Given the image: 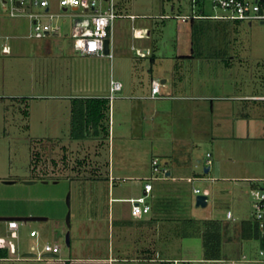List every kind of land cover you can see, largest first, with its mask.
Masks as SVG:
<instances>
[{
  "label": "rangeland",
  "instance_id": "obj_1",
  "mask_svg": "<svg viewBox=\"0 0 264 264\" xmlns=\"http://www.w3.org/2000/svg\"><path fill=\"white\" fill-rule=\"evenodd\" d=\"M116 3L123 16L115 21L112 61L106 57L81 56L74 51L73 10L56 9L62 14L58 19L62 30L59 36H49L48 51L45 46L36 45L39 39L27 37L31 31L27 15L12 17L0 5V23L8 22L10 28H0V42L8 35L9 44H20L9 54L0 51V217L28 216L22 214L28 210L43 213L34 216L47 217L42 221H20L17 236L8 230L7 221L0 220V234L13 242L19 255L28 250L37 253L45 244H59L64 255L98 250L87 247L93 240L102 249L109 238L113 241L114 232L111 229L109 233L108 224L90 225L84 214L91 193L102 197L99 205L106 218L110 208L116 211L123 206L125 212L130 211L129 202L110 205V162L116 176L111 183V196L115 197L142 193L143 181L125 176L140 173V165L151 170L148 162L153 154L164 165L165 152L172 150L182 173L190 168L192 173L214 175L212 180L177 183L182 192L174 189L172 198V194L165 192L171 199L165 193L162 196L168 202L164 206L166 216L184 222L192 215L224 216L232 203V183H248L243 178L263 164L264 101L244 97L264 95V24L208 18L198 20L197 31L191 34L189 24L177 18L178 14L191 13L190 0H116ZM27 7L31 11L39 9L30 4ZM195 9L212 16L228 13L215 6L214 0H199ZM131 14L136 19H131ZM139 27L144 34L134 38L133 28ZM186 41L189 49L183 46L181 50L190 51L192 56L180 58L176 56L179 46ZM136 48H149L152 53L138 59ZM133 65L137 67L134 77L142 84L137 90L139 94H149L146 84L153 74L159 80L167 79L162 92L175 97L142 99L140 103L147 104L140 114L129 109L130 103L138 100L116 99L110 146L109 139H72L70 96L77 91L72 90L67 80L100 84V89L107 92L112 73L123 82L126 92L128 82L133 80L130 74ZM208 152L212 154V170L205 173ZM217 166L220 171L215 170ZM231 166L235 168L233 175L240 180L226 179L231 177L232 173H226ZM96 175H103L101 183L88 182L87 178ZM27 180L34 182L25 183ZM153 182L157 190L164 191L166 181ZM192 186L209 190L208 206L195 205ZM175 209L184 211V215L174 214ZM68 213L70 225L66 223ZM32 228L38 231V237L30 236ZM183 229V233L179 230L182 251L189 250L191 264H214L200 259L201 239L187 221ZM68 231L71 245L66 243ZM178 241L171 243L172 253L180 251ZM252 257L262 258L254 249Z\"/></svg>",
  "mask_w": 264,
  "mask_h": 264
},
{
  "label": "crops",
  "instance_id": "obj_2",
  "mask_svg": "<svg viewBox=\"0 0 264 264\" xmlns=\"http://www.w3.org/2000/svg\"><path fill=\"white\" fill-rule=\"evenodd\" d=\"M190 5H191L190 6L191 7V13H181V14H178L177 16H184V15L191 16L193 14V10L196 8V6L193 5L192 0H190ZM1 7H2V5H1ZM58 8L59 7L57 6V4L55 2H53L50 5L49 10L52 12L58 13L56 11V9H58ZM2 9H3V7H2ZM59 9H61V8H59ZM69 10H73L75 12V14H81L83 12L82 10L76 9V8L69 9ZM38 11H43V10L41 8H39ZM197 11L198 10H196V12ZM119 12L122 13L121 11H119ZM200 12H198V14ZM205 14H207V13H205ZM131 15H133V14H131ZM197 18H199V17H197ZM134 19H136V17ZM196 22H197V20L192 21L191 19H188L186 22H184L185 24H189L188 31L190 30L191 34H192V27L191 26H192V24H194ZM3 23H0V28L2 30H3V28L4 29L5 28L10 29L8 26L9 25L8 22H3ZM30 24H31V21H30ZM87 25H88V22H87L86 17H82V16L73 17L72 34L74 35L75 33L80 32ZM11 29H13V28L11 27ZM61 30H62V28H61ZM60 33H61V31H60ZM60 33L59 34H53V35L59 36ZM13 34H15V33L13 32ZM148 34H150V31H148ZM7 36L8 35H5V37H7ZM49 36H51V35L40 38L39 40L41 42L39 41L36 45L39 47L45 46L46 49L49 51L50 46H51V39ZM133 36H134V32H133ZM27 37H30V33L27 35ZM30 38H32V37H30ZM134 38H138V37L134 36ZM8 39H9V36H8ZM36 39H38V38H36ZM7 40L5 39L4 42H7V44L9 45V51H8V53H5V54H9V52H11L13 47L16 49H18L20 47V44L11 45L8 43ZM4 42H2V43H4ZM2 43L0 42V44H2ZM183 46L188 48V42L186 41V42L181 43V46H179L180 49H179L178 54L176 56H179L180 58L181 57H189V55H191L190 51L189 52L185 51L187 53H184L181 50ZM190 49L192 51V48H190ZM135 50H136V54H137L138 59H142L144 57H147L149 55V53H152L149 48H146L144 50H142L140 48H136ZM138 50L142 51L143 54L142 55L138 54V52H137ZM92 57H96V56H92ZM151 60L153 62H155L154 57H151ZM132 69H133L132 72L137 71V67L135 65H133ZM130 74L133 76V80L131 82H128L129 88H127V90L125 92L124 87H123V90L120 93V96L117 97L116 99L121 98V99H131V100L136 99V100H138L137 102L132 101L130 103L129 109L131 111L133 110V111H136V113L138 112L140 114V113H143L144 110H146L145 108H146L147 103L146 104L140 103V101L142 99H162L165 97L172 99L175 97L173 94H167V93L162 92V87L167 82L166 78L161 79L162 85H161V89H160V96H161L160 98H149L150 90H149V94H147V95L139 94L140 92H138L139 91L138 88L140 89V86L142 85V84H140L141 81L139 80V83L137 82V79H136L137 77H134L135 76L134 72L130 73ZM111 76H113L112 73H111ZM155 78H157V77H155L153 74L150 75V79L146 84L147 88H149V89L151 88V81ZM67 84L73 88L72 90L76 89V91H77L76 95H74V94H72L71 96L67 95V97L70 96V99H72L74 97H91V96L107 97L108 98L109 85H108L107 92H106V89H103V90L100 89V87H99L100 84H98L99 85L98 86L96 83L93 84L92 82H89V81L86 82L85 84L84 83L76 84L74 82V80L72 82H71V80L70 81L67 80ZM138 84H139V86H138ZM62 85H63V83H62ZM252 96H258V95H251V96L248 95V96H245L244 98L252 99ZM61 97H62V95H61ZM116 99H114L112 102H110L109 146L111 145L112 130L114 132V129H112V124L114 123L113 115H112V107H113V103ZM250 122L251 121H248L249 126H251ZM122 135L124 136L125 134H122ZM136 137H137V135H136ZM139 141H141V140H139ZM175 141L180 142L179 139H174V142ZM155 148L158 149L159 148L158 145ZM168 152H170V153H168ZM168 152H165V154L167 156H166V160H165L164 165L161 164L158 155L153 154L151 161L148 162V165L150 164L149 166H151V170H147V169L144 170L143 167L140 165V166H138L140 173H137L136 175H133V176H125V177L134 178L136 180L141 179L143 181L142 182L143 183L142 193L137 195V196H127V197L111 196V186H112L111 183H112V180L114 181L116 179V176L114 175V172L112 171L111 162L109 163L110 167H109V171H108V174H109L108 180H109V194H110L109 201H110V205L112 202H129L126 199L138 197V196L144 194V184H145V182L151 180L153 183V190L151 192L150 200H152V206L153 207H152V211L150 213L145 214V215H141L138 217H134L131 215V203L129 202L130 203V211L129 212H125V210H124L125 208L123 206H120V208H118L116 211L114 209L110 208L109 212H108V218H106L105 211L102 210V208L99 205L100 200H102V197L98 193L89 194L88 206L84 212V214L86 216L85 220H87L90 223V225L91 224H97V223L100 225L101 222L105 223V225L108 224L109 233H110L111 229L114 232L113 238H112L113 241H110V238H109V241H107V243L105 242V246L103 249L101 248V245L99 243L97 244V242L93 240V243L91 245H87V247H90V246H92L94 248L98 247V250L88 249L87 252H83L84 250H82V252L79 251V253L78 252L73 253L71 251V252L65 253L64 255H61V250H60L59 253L54 254L52 256L45 255L47 253L43 252V248L41 251H39L37 253L34 251H31V250L23 252V253L33 252V253H36V255L42 254L43 255L42 258H38L37 256L36 257L35 256L23 257L22 256L23 253L21 255H19L17 252H15L17 254V256L13 257V256H10V252H9L8 257H0V262L1 261H15V260H17V261H25L26 262L25 264H163L162 263L163 259L183 258V259L188 261V264L193 263V261H191L192 257L188 253L189 250L182 251L183 248H182L181 241H182V233L184 230L182 231L181 229L184 227V223H186V222H184L183 220H181V221L177 220L176 218H175V220H173V218L172 219L168 218V216H166V214H165L166 212H165L163 205L160 206L157 204V206H156L155 203H156V200L164 201L162 196L164 195V197H165V194L167 196V193L172 194L171 195V198H172L173 194H175L174 189L181 191V189H179L180 186H178L177 183H180V182L181 183L182 182L188 183V181L194 182V181H197L200 179L201 180H206V179L212 180V179H214L215 176L212 175L211 177L210 176L206 177L203 175H197L199 173L196 171L194 173H192L193 171L190 168L188 169L187 173H185V174L182 173L181 169H179L180 168L179 161H175L177 159L173 157L172 150L168 151ZM154 158H158L159 162H160V166L162 168L166 169V171H167L166 177H159V178L152 179L154 177L153 168H152V160ZM198 161H200V160H198ZM206 167L207 166L204 167V172H205ZM209 167L210 168H209L208 172H205V173H209L212 170V166L210 165ZM215 170L220 171L219 166H217V168H215ZM227 170H228V171H226L227 174H228V172L230 174L231 173L232 174H231V177H226V179L231 178L234 180H236V179L240 180V177L233 175V172H235V168H232V166H231L230 168H227ZM102 177H103V175H96L94 177L90 176L87 179H88V182H90V183H94V182L101 183L103 181ZM117 177H121V175H118ZM261 178H264V161H263L262 165L258 166L256 171L252 170L249 176H246L243 178V179L249 181L248 183H240V182L232 183V187H231L232 188V195H231L232 203H231L230 207H228L226 209L224 216H221L220 218L219 217L216 218V217H210V215H206L205 217H195L192 215L191 217H189L190 219H192L191 221L188 222L189 228L193 227L194 231H195V236L198 237L199 239H201V254L202 255H201L200 259L208 261V262H212L214 264H234L235 262H239V263H243V264H251V263L255 264V263H260V261L261 262L263 261L261 259H256V258L252 257V250L253 249L256 251L258 250V252H260L261 249H264V247L261 244V241L257 238H249V239L247 238L246 239V238H243L241 235L242 223L246 220H251V221L254 220L255 221L254 216H253V202H252V197H251V189L257 186L256 182H254V179H261ZM154 180L166 181L167 184L164 187V191L160 192L159 190H157V186H155V184L153 182ZM192 187H195V186H192ZM165 192H167V193H165ZM178 194H179V192H178ZM158 197H161V198H158ZM169 197L167 196V198H169ZM171 198H169V199H171ZM191 200L192 199H190L189 201H191ZM193 201H195V203H196V199L195 200L193 199ZM208 204H207V206H208ZM228 211H231V217L227 216ZM172 213H174V210L172 211ZM181 213L184 215V211L181 212V210L178 209V210H176V212L174 214L179 215ZM22 214L23 215H36V214L40 215L43 213L38 212V211L36 212V211L28 210L26 212H22ZM206 220H214L220 226V229L222 232V255H221L220 259H205L203 257L202 232L206 227V223H205ZM196 221H199V222L195 223ZM105 228H106V226H105ZM31 230H36V229L32 228ZM179 230H181L182 233H180ZM246 233L248 234L250 232L247 230ZM31 237H38V235L37 236H31ZM177 240H179L178 242L181 243L180 247H179L180 251L178 250L177 252L172 253L173 247L171 246V243L174 241H177ZM55 244H57V243H55ZM69 245H71V241H70Z\"/></svg>",
  "mask_w": 264,
  "mask_h": 264
},
{
  "label": "built area",
  "instance_id": "obj_3",
  "mask_svg": "<svg viewBox=\"0 0 264 264\" xmlns=\"http://www.w3.org/2000/svg\"><path fill=\"white\" fill-rule=\"evenodd\" d=\"M55 2L61 10L64 12L69 9H80L83 12L81 14H73L72 17H86L88 25L85 26L80 32L75 33L73 49L76 53L82 56H96L106 57L111 61L114 57L113 54V38H114V26L117 18L123 16L117 10L116 0H0L3 9L12 17L27 15L31 21L30 37L43 38L48 35L59 34L61 31V24L58 22L61 13L52 12L49 10L50 5ZM199 0H192L194 6ZM28 4L41 8L43 11H31L28 10ZM214 5L223 8L228 11L223 15H208L202 10L198 14L196 10H193L191 16H177L181 22H186L191 17H203V18H218V19H231V20H246L249 23L253 21L264 24V0H214ZM28 8V9H27ZM131 19H134L135 15H129ZM135 37H142L144 31L142 28L133 29ZM1 37V36H0ZM8 39V36L5 37ZM109 40L108 52H105V41ZM0 51L2 53H8L9 45L7 42L0 44ZM138 54L142 55L143 52L138 50ZM161 80L155 78L151 81V88L149 98H160ZM124 84L121 80L116 79L114 76L110 77L109 82V94L108 99L112 102L114 99L120 96ZM252 99L264 101V95L252 96ZM206 163L210 166L212 164V155L210 152L206 154ZM152 168L155 178L166 177V169L160 166L158 158L152 160ZM257 182V186L251 189V197L253 202V216L257 221L259 228L263 232L264 236V178L254 179ZM192 192L196 195L205 194L208 197L209 190L202 191L198 187H192ZM153 190L152 181H147L144 184V194L126 199L131 203V215L138 217L148 214L152 211V200H150L151 192ZM208 200V199H207ZM227 216L231 217V211L227 212ZM8 230L17 234L20 228V221L16 219L7 220ZM31 236H37V230L30 231ZM17 236V235H16ZM7 242L10 246H7ZM0 248H7L10 252L14 251L13 242L0 234ZM33 248V247H32ZM61 250L59 244H45L43 252L57 254ZM261 260L264 261V249L260 250ZM38 258H42V254L36 255ZM163 264H188V261L183 258H170L163 259Z\"/></svg>",
  "mask_w": 264,
  "mask_h": 264
},
{
  "label": "trees",
  "instance_id": "obj_4",
  "mask_svg": "<svg viewBox=\"0 0 264 264\" xmlns=\"http://www.w3.org/2000/svg\"><path fill=\"white\" fill-rule=\"evenodd\" d=\"M198 12V11H197ZM192 21L208 18L191 17ZM238 21V20H237ZM192 33L197 31V22L192 24ZM189 55V57H191ZM21 98V97H19ZM18 98V99H19ZM25 99V98H21ZM71 130L70 136L74 140L88 138L107 141L110 137V100L107 97H74L71 99ZM197 175H201L200 173ZM168 205L161 200H156L155 205ZM192 219H187L189 222ZM185 221V222H186ZM206 227L202 232L203 257L205 259H220L222 255V232L218 223L214 220H206ZM184 229L182 228V231ZM250 233H246V231ZM185 231V230H184ZM243 238H257L264 247V236L257 221L246 220L242 223ZM9 250L0 248V257H8Z\"/></svg>",
  "mask_w": 264,
  "mask_h": 264
},
{
  "label": "water",
  "instance_id": "obj_5",
  "mask_svg": "<svg viewBox=\"0 0 264 264\" xmlns=\"http://www.w3.org/2000/svg\"><path fill=\"white\" fill-rule=\"evenodd\" d=\"M108 49H109V40L106 39V41H105V52H108ZM209 168L210 167L207 166L205 168V172H208ZM6 182L7 183H11L13 181L7 180ZM33 182H34V180H27V181H25V183H33ZM195 199H196V203L195 204H196L197 207H206L207 204H208V200H207L208 197L205 194H198V195H196V198ZM69 202H70V200H69V196H68L67 197V203L69 204ZM10 219H16L18 221L28 222V221H42V220H47V217H44V216H34V215L18 216V217H0V220L7 221V220H10ZM66 223H67V225H70V214L69 213L66 216ZM66 243L68 245L70 244V232L69 231L66 233ZM7 246H10V244L8 242H7ZM45 255L52 256L54 254L47 253ZM10 256L15 257V256H17V254L15 252H12L10 250ZM22 256L23 257H33V256L36 257V253H33V252H25V253L22 254Z\"/></svg>",
  "mask_w": 264,
  "mask_h": 264
}]
</instances>
